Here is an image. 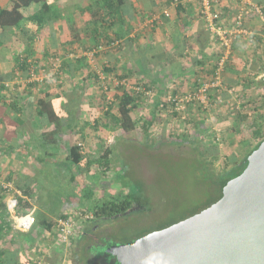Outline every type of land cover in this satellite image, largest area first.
Instances as JSON below:
<instances>
[{
    "label": "trees",
    "instance_id": "16d2710c",
    "mask_svg": "<svg viewBox=\"0 0 264 264\" xmlns=\"http://www.w3.org/2000/svg\"><path fill=\"white\" fill-rule=\"evenodd\" d=\"M0 1V45H4L8 39V32L11 34L13 29H17L20 31L21 36L24 39V43H22L21 46L22 48L25 47L20 51V53H15L12 56L15 70L11 73L0 75V82L5 83L8 81L9 83H13L15 81L14 83H17L21 78H23L29 83L30 78L31 80H35L32 79V75L37 73L38 69H41L42 71V69L46 70L48 66H51V59L41 65L42 62L39 61L40 59L33 58L31 55V38L37 35L43 28H49L57 20L64 18V10L66 11L68 9H61L55 2L50 0ZM173 1L176 0H165L163 3L166 6L170 5ZM140 2L141 0H89L83 2L81 6L80 3L74 4L78 6L77 8H69V13L71 14H68L67 17L74 19V22H72L73 20L71 21L72 24L70 25V28L74 29L75 18L80 20L78 21L79 23L81 22L80 25H82L80 30L83 32V36L86 37L84 42H87L90 47L85 48V52H83L82 55L73 57V59L68 58L60 61V64L51 74L57 80L69 78V80L72 79V82L73 79H75L76 74H80L81 78L78 80V89L83 93L89 85H92L94 88L97 87L99 90L98 107H100V109L105 108L101 118H104L105 122L103 124L108 130L111 129L117 133L118 131L130 132L137 130L143 134L145 142L148 144V142H150V129L161 122V116H164V122H171L173 124V128H176L177 126L176 121H181L185 131H183V134L177 135L175 140L179 139L181 142L188 140L191 145H195V151L199 152V156H202H200L202 158L200 162L201 164L199 163L197 166H204L211 175V178H209L210 180H206L210 186L209 198L202 208L197 211L199 212L217 201L222 196L223 186L227 183V181L238 176L244 170L247 164L246 157L253 150H255L264 139V115L262 112L264 91L263 93H260L259 90L258 92L257 90L255 91V88H257L256 82L252 77L247 74H242V72L238 69L239 67H237L238 65H236L233 56V52H235L234 47L233 49H230L221 72V76H223V86H227L228 89L234 87L236 98L241 99L242 102L237 105V100L234 99V97L227 99L230 95H228L227 91H223L221 88L209 89L208 95L210 98L211 109L215 114H217L218 111L221 114L218 115L221 122H219L218 119H215L212 131H210L208 130L209 127H207V123L205 122L207 108L202 105L196 104V110L199 112L198 118L195 119L192 113H189L188 117H184V119L181 120L183 115L182 111H176L173 102L169 99V97H173L174 95L182 94L179 90L173 89L172 92L164 99H161L160 97L155 98L154 93L151 90V86L154 85V80L145 81L140 78L137 79L132 77L134 72L132 67L127 65V69L123 71V67L121 66L122 62H120L122 60L119 58L111 61L108 60L105 62L106 64H102V60L99 57L101 53L99 51L93 52L94 49L96 50L104 46L107 48L105 53L106 57L109 58L111 56H115V54L110 50L113 49L114 46H116L115 50L117 51L123 49V38L126 31L124 25H141L147 18L151 19L155 16V6L152 7L151 4L155 3V0H145L144 4L141 3L142 6H145L144 9L141 5H139ZM32 6H35V8L32 9ZM178 6L176 7V12L177 15H180V7ZM200 14L204 16L202 12ZM71 15L73 18H71ZM75 15L76 17L74 18ZM86 15H88V18H85ZM163 15L166 16L165 14ZM157 20L158 19L155 17L151 19L152 24L157 25ZM232 22L235 24V19L232 20ZM115 25H119L117 30L113 29ZM131 27L132 30H134V27ZM52 37H54V35ZM57 46L56 41L53 40V44L50 46L51 49L55 50ZM87 49H90L92 52L86 53ZM222 52L223 50L219 47V50L216 51L215 61L212 65L205 69L206 72L202 69L200 73L202 74L203 72L206 74L205 77H202L203 81L201 80L202 82L200 81V83V77H195L193 89H196L199 83L201 85L204 82L214 80L215 73L218 68V60L221 54H223ZM88 54H92L95 59H98L99 68L97 66V69H95L94 66L90 64ZM155 56L156 55L152 52V57H150V55L147 56V62L146 54H144L143 60L151 65L157 60ZM202 66L203 65H201V68H203ZM101 74L104 76H101ZM131 78H134V85L129 88L124 85L123 82H128V79ZM114 79H117L118 84L115 87L116 90L114 93L112 92L114 100L109 103L107 102L106 95L111 91V83ZM262 83L264 85V80L260 81L261 85ZM3 84L0 83V90L4 88ZM185 92H187V90L183 93ZM83 93L79 94L76 90H74L73 93L68 94L66 99L61 103L62 109L60 110L55 108L52 109V107H50L51 104H49L46 100L42 105H40L36 111L37 116L44 122L49 121L50 123H53L52 130L49 134H47L51 136V138L44 135L42 145L57 142L60 138V132L62 131L61 116L66 115L70 119H74L76 117L79 111V104L81 103L82 97H84ZM219 96L221 100H217V97ZM20 100L21 99L8 101L4 96L0 95V118H9L6 113L8 108L18 114L17 118H23V110L22 108H19L21 104ZM72 102H74V105L69 107L68 105ZM248 107H252L253 110H257L258 112V114L255 115L250 122L251 137L253 140L255 139L256 142L249 148L247 153L242 158H239L238 153L236 152L226 155L222 161V170L216 171L212 166L215 161H219L221 159L218 155V147L213 145L215 139H218L215 136V130L217 127H224L229 132H232V134L239 131L241 125L248 120V112H246ZM230 119H232L231 123ZM97 124L98 121H96L94 126H92L93 129L97 128ZM205 138L207 140H205ZM80 148L81 144L76 142L69 145L66 158L70 165L76 167L79 174L86 172L90 163L89 158L85 157L83 153H81ZM203 150H211L212 154L209 159L204 156ZM97 151L99 152V154L96 155V158L99 160L97 163L98 166L109 170V155L113 152V149L99 143L97 145ZM94 160L95 159H92V161ZM68 179L70 180L68 181L69 183L76 181L75 175L72 176V174L68 175ZM22 181L19 180L15 183V186L17 188H21L23 195L25 196V198L18 197L16 199L17 203L13 212L17 215H23L32 211V204L28 200V197H31V195L29 191L25 190V188H28V183L26 180ZM21 183L22 185L20 186ZM9 189L10 188L4 187V184H0V241H3V245L0 243V264H37V262L33 259L29 260L24 258V252L21 249L22 246H24V243H21V247L19 245V243L23 241V238H21V241H16L15 235L12 234L13 230L10 226V222L12 224V219L9 218L11 215H9L10 212L7 209L6 201L4 202L2 199L4 192H8ZM78 202L79 205L76 206V210L74 212L82 215L80 217L83 218L80 219L83 223L81 225V231L83 229L85 231L92 230V226L102 225L106 223L107 220L109 221L113 218H117L119 215L133 213L135 208L142 211L149 208L146 199H143L135 190L116 194L113 197L109 196L102 198L99 196L95 197L94 190L85 189L83 191L81 201L78 199ZM32 213L35 218V223L31 229L25 232L17 230V233L22 232L26 234L24 236L26 240L31 243L33 242L40 247L47 246V243L42 241L44 235H46L47 239H49V237L53 234L56 235V232L61 229L59 220H70L73 222L75 218L72 214H59L56 218H48L47 216H42L38 211H32ZM88 215H90V217ZM173 223L175 222H169L165 226ZM31 230L33 231V234L31 232L29 233ZM10 232L11 235L5 237V235ZM146 233L148 232L141 233L139 236ZM95 235L96 234H94V236ZM37 236L39 237L38 241L35 239ZM103 236L104 235L101 236L97 234L95 237L101 240ZM134 239L136 238H133L132 240L134 241ZM74 241L75 238H71V243L68 245L69 249L73 247ZM109 244L116 243L109 239L108 245ZM95 245H97V243L92 242V244L90 243L87 248H82L81 254L86 255V253H90L86 250H91V252H95L96 255H100L97 253L98 250H93ZM106 248L103 251V254L107 253ZM60 254L61 255H59V257L61 258L59 261H56L55 264H61L63 254ZM116 264H118L117 261Z\"/></svg>",
    "mask_w": 264,
    "mask_h": 264
},
{
    "label": "crops",
    "instance_id": "0c3cea01",
    "mask_svg": "<svg viewBox=\"0 0 264 264\" xmlns=\"http://www.w3.org/2000/svg\"><path fill=\"white\" fill-rule=\"evenodd\" d=\"M144 1L141 0L139 5L142 6L145 3ZM155 1V3L151 4L152 7L155 6V18L158 19L156 21L157 25H149L151 27L148 30L144 29L146 20L141 25H124L126 30L123 38L124 46L122 51H120L124 60L121 66L123 71L128 66L132 67L134 70L132 77L145 81L154 80L151 90L155 98L164 99L165 95L170 94L173 89L179 90L181 93L192 89L196 76L200 77L199 82L203 81L202 77H205L206 74L200 73L202 69H207L215 61L216 51L219 47L217 46L218 39L214 36L212 37V34L208 31L206 16L200 14V2L198 0H176L166 6L163 3L165 0ZM214 4L216 10L220 12L221 24L226 29L235 28L239 30L237 36L231 41V49L234 47L233 56L236 65H238L237 67H239L238 69L244 75L259 76L264 72V68L261 66L264 61V0H215ZM177 6L180 7V15H177ZM142 7L143 9L145 8V6ZM254 7H257L260 12H256L253 9ZM242 9L248 10V14L243 17L241 24L244 32H240V28L232 22L237 12ZM52 26L57 28V24H53L49 28H43L31 38V55L34 59H40L41 65L48 61L49 52L37 47L39 45L38 42L46 41L47 44L44 46H49V51L52 50L50 46L53 44V40L56 41V45L60 43L59 37ZM131 26L134 27V30H132ZM118 28L119 25H115L113 29L117 30ZM8 33V39L4 45H0V52L1 48L6 47V45H8L7 48L9 49H13L14 46L18 45L20 49L9 52V55L8 52L0 53V75L11 73L15 70L12 56L25 48L21 46L24 43V39L19 30L13 29L11 34L10 32ZM53 35L54 37H52ZM246 45L252 46L253 49L248 48L247 50ZM221 50L223 49L221 48ZM152 52L156 55L157 60L154 64L149 65L144 62L143 55L146 54L152 57ZM117 55L109 57L108 60L120 58ZM60 57L61 61L68 58L73 59L71 54L61 55ZM99 57L102 61L107 58L102 54ZM97 65H99V62ZM201 65H203V68H201ZM42 71L43 73L46 72L43 69ZM78 75L76 74L75 76L76 80L66 86H64L63 80H57L53 76L45 75L33 78L35 80L30 78L29 83L23 78L17 83H14L15 81L13 83L8 81L5 83L0 82L1 84L4 83V88L0 90V95L4 96L8 101L21 99L19 108H22L24 113L23 118H17L18 114L8 108L6 113L9 118H0V184L10 185L8 192L6 191L2 195L6 205L10 198H25L21 188L15 186V183L19 180H26L28 183V188H25V190L29 191L31 195L28 200L32 204V211H42L48 218H56L59 214H73L76 206L79 205L78 199L80 201L82 199L83 191L85 189L96 190L97 187L95 186L93 172L90 169L91 166H88L86 172L79 174L76 167L70 165L66 158L69 145L75 142L81 144V153L90 160L91 151L97 149V145L102 142V138L109 140L110 131L104 127V119L102 121L96 115L84 118L78 114H81L80 111L85 110V108H92V105L98 106L99 103L93 102L94 100L98 101V97L90 96L88 101L82 97L79 111L74 119H70L66 115L61 116L62 131L60 132V138L55 143L42 145L44 135L46 137L49 136L47 134L52 130L53 123L44 122L36 114L37 109L45 100L51 104L50 107L52 109L60 110L62 109L61 103L68 94L73 93L74 90L79 94L83 93L78 89V79L81 77H77ZM92 88L93 86L89 85L83 94L88 93L87 90ZM228 95L230 96L227 99L233 97V94L228 93ZM96 121H98V126L93 129L92 126H94ZM111 132L116 133L115 131ZM98 138H100L99 143ZM91 144H94V147ZM93 157H96V155H93ZM47 169H51L56 178H59L61 171L62 173L67 172L68 175H75L76 181H72L67 185V195L59 197L60 206L56 210L41 201L42 192L46 191L47 187H45L44 180L40 181L39 178ZM67 181H70L68 177ZM10 226L16 241H21V238H23V241L20 243L18 241V243L20 247L21 243H24L21 249L24 252L25 259H33L37 263L46 261L48 264H51L49 263L51 259H54L55 263L59 261L61 258L59 257L60 253H54L52 250L46 249V246H43L45 248L43 249V247L33 242L31 243L24 238L26 234L17 233L11 222ZM45 237L46 235H44ZM44 238L42 241L46 239ZM38 239L39 237L36 240L38 241ZM2 242L0 241L3 245ZM38 250H41L42 253H36L37 256L34 258L33 253ZM48 254L54 255V258L48 256ZM56 256L57 259L55 258Z\"/></svg>",
    "mask_w": 264,
    "mask_h": 264
},
{
    "label": "rangeland",
    "instance_id": "374dc122",
    "mask_svg": "<svg viewBox=\"0 0 264 264\" xmlns=\"http://www.w3.org/2000/svg\"><path fill=\"white\" fill-rule=\"evenodd\" d=\"M50 1L55 2L61 9L66 8L68 10H64V18H61L54 23L55 25L57 24V28H54L52 26L55 33L59 37L58 40L60 41L56 49L49 51V46H44L45 44H47L46 41L38 42L39 45L37 47L49 52L47 57L49 58L48 60H50L51 58V66H48L46 68L45 73H43V71L41 72V69H38V72L32 75V79L44 75L52 76L51 73L60 64L61 55L71 54L73 55V57L77 55L79 56L82 55L83 52H85V48L90 47L87 42H84V39H86V37L83 36L84 34L80 30V27L82 26L80 25L81 22H78L80 20H77V18H75V15L74 18L77 27L74 24V29H71L70 25L72 24V22H74V19H70L67 17L68 14H71L69 13V8L78 7L74 4L80 3L81 6L83 2L89 0ZM31 8L34 9L35 6H32ZM86 17L88 18V15H86L85 18ZM154 17L155 16H153V18ZM71 18H73L72 15ZM151 19H146L144 29L148 30L151 27L149 25H153ZM7 47L8 45H6V47H2L0 53L3 54L8 52L9 55V52L13 50L18 51L20 49V46L18 45L14 46L13 49H9ZM115 47L116 46H114V48L110 51L115 55L118 54L119 56H117L122 60L119 61L123 62L124 57L122 52H120L122 50L117 51L115 50ZM245 47L247 50L248 48L253 49L252 46L246 45ZM99 49H94L93 52L99 51L103 56H105L107 48L102 46ZM218 50L219 49H217V51ZM91 52L92 51H90V49H87L86 51V53ZM18 53H20V51ZM88 57L90 64L93 65L95 69H97L98 60L95 59L92 54H88ZM108 59V57L104 58L102 64H106L105 61H108ZM146 61L148 62L147 55ZM148 64L150 65V63ZM261 66L264 67V61L262 62ZM80 76L81 75L79 74L77 77ZM101 76L104 75L101 74ZM222 77L223 76H221V79ZM80 78L78 80H80ZM252 78L256 82L257 88H255V91L257 90L258 92L259 90L260 93H263L264 85L263 83L261 85L260 81L264 80V72L259 76H252ZM63 83L64 86H66L68 85V83H72V80L69 82V78H66L65 81L63 80ZM117 84V79L112 80L111 91L106 95L107 102L109 103L114 100V95L112 94V92L114 93V91L116 90L115 87ZM124 85L128 86L129 88L133 86L134 78L128 79V82H125ZM220 88L228 89L227 86ZM97 90V87H93L92 89L87 90L88 93L84 94V98H86V101H88V98L90 96L97 98L99 94V91ZM190 91L192 90H187V92ZM229 91L233 93L234 99L237 100V105L240 104L242 100L236 98L234 87H232ZM165 97H167V94L165 95ZM93 102L96 104L98 103L97 100H94ZM72 105H74V102H72L68 106L71 107ZM262 107V112L264 115V100L262 102ZM205 108H207L205 122L207 123V127H209L208 130L212 131L214 120L218 119V121L221 122V119L218 117V115L221 114L219 113V111L217 114H215L212 111L211 106H206ZM104 110L105 108L100 109V107H95L94 105H92V108H85V110L80 111L81 114H78L82 115V117L84 118H89L93 115L101 118ZM246 112H248V120L241 125L239 131L232 134V132H229L224 127L216 128L215 136L218 139H215L213 145L218 147V155L221 159L219 161H215L212 166L216 171L222 170V161L226 155H229L232 152H236L238 153V157L242 158L247 153L249 148L252 147V145L256 142V140H253V138L251 137L250 122L254 118V116L258 114V112L257 110H253L252 107H248ZM182 113L183 115L181 117V120L184 119V117H188L189 113H192L195 119L199 117V112L198 110H196V104L189 106L187 105L185 109L182 110ZM102 119L104 118H101V120ZM161 119L163 121L161 120V122H159L155 127L150 129V142H148V144L145 142L143 134L137 130L130 132L118 131V133H114L111 132V129L108 130L106 128L108 131H110L109 140L107 138H102V142H100V138H98V143L100 142L103 146H108L113 149V152H111L109 155V170L103 169L98 166L97 163L99 160L96 157L92 158V156L98 155L99 152L97 151V149L92 148L94 150H92L90 154L91 159L89 166H91L90 169L93 172L94 182L96 184L95 186L97 187L96 190H94L95 197H113L116 194L135 190L141 195L143 199H146L147 205H149V208L145 211L137 210L135 208V211L133 213L119 215L117 218H113L109 221L107 220L106 223L96 226L95 236H97V234L101 236L104 235L107 239H111L116 244L126 243L128 241H132L133 238L139 237L141 233L164 228L166 227L165 225L169 222L180 221L188 217L189 215L191 216L197 213V211L201 209L208 200L210 186L208 185L206 180L209 181L211 175L204 166H197V164L201 162L202 156L200 155V157L198 155L199 152L195 151L196 146L191 145L188 140H184L183 142H181V140L179 139L175 140L177 135L183 134V131H185L181 124V121H176L174 119L177 126L176 128H173V124L171 122H164V116H161ZM231 122L232 119H230V123ZM205 140L207 139L205 138ZM91 145L92 147H94V144ZM203 151L204 156L209 159L212 154L211 150ZM92 159L95 160L92 161ZM60 173L61 175L59 176V178H56L55 175L51 172V169H47L39 178L40 181L44 180L46 184L45 187H47L46 191L42 192L43 196H41V201L51 208H54V210H56L58 206H60L59 197H63V195L65 194L67 195L68 192L67 189L65 190V188H67V185L69 184V182L67 181L68 174L67 172L62 173V171ZM39 213L42 216H45L42 211ZM72 215L75 217L74 221L72 222L73 224L71 223L72 225L69 224V226H66L64 228L65 232L59 230L58 232H56V235L53 234L51 237H49V239H47L46 236V239L44 238L45 240H43L44 243H48L46 249H49L50 251L52 250L54 253L58 252L63 254L61 264H69V252L71 249L68 248V245L69 243H71V238H75L80 233L81 225L83 224L80 220L83 219L80 218L82 215L75 212H73ZM88 216L90 217V215ZM67 231H69L70 233H68V235L64 239L63 237L65 233H67ZM30 232L32 233L33 231L31 230L29 231V233ZM10 235L11 233H7L5 237H8ZM37 238L38 236L35 237V239ZM89 242L92 244V241ZM90 243H86L82 248H87ZM97 246L98 245H95L93 250H98L97 253L102 255L104 249L102 247L98 248ZM86 251L91 253V250ZM36 253L40 254L41 250L33 253L34 258L35 256H37ZM48 256L54 258V255L48 254ZM55 258L57 259V256ZM49 263L55 264L54 259H51ZM42 264L48 263L44 261L42 262Z\"/></svg>",
    "mask_w": 264,
    "mask_h": 264
},
{
    "label": "water",
    "instance_id": "95a60500",
    "mask_svg": "<svg viewBox=\"0 0 264 264\" xmlns=\"http://www.w3.org/2000/svg\"><path fill=\"white\" fill-rule=\"evenodd\" d=\"M246 163L208 207L106 252L118 264H264V139Z\"/></svg>",
    "mask_w": 264,
    "mask_h": 264
},
{
    "label": "built area",
    "instance_id": "2783aa9c",
    "mask_svg": "<svg viewBox=\"0 0 264 264\" xmlns=\"http://www.w3.org/2000/svg\"><path fill=\"white\" fill-rule=\"evenodd\" d=\"M200 2V10L201 12L206 16V19L208 20V31L218 39V46L223 49V54H221L219 60H218V68L215 73V78L213 81L210 82H204L201 85H199L196 89L185 92L179 95H174L173 97H169V99L173 102L174 108L176 111H182L185 109V107L188 105L193 104H199L203 107L210 106V98L208 95L209 89H219L223 86V82L221 79V72L222 67L224 64V61L227 59V56L230 52L231 48V41L233 38L237 36L239 33V30L237 29H226L224 25L221 24V15L219 10H216L214 8V2L215 0H198ZM256 12L259 11L257 7L253 8ZM260 12V11H259ZM258 12V13H259ZM248 14V10L242 9L239 10L236 14L235 18V24L240 28V32H244L241 27L242 19L245 15ZM125 84V82H123ZM138 89V88H137ZM223 91H227L228 93H232L229 90L230 89H222ZM233 94V93H232ZM217 100H221L220 96L217 97ZM4 187L10 188V185H4ZM17 200L16 198H10L7 201V207L10 211L11 218H12V226L15 230L18 231H28L31 229L33 224L35 223V218L32 213V211L23 214V215H17L13 212L15 206H16ZM72 222L70 220H59L60 224V230L64 231V228L66 226H69ZM73 224V223H72ZM71 224V225H72ZM70 233L67 231L64 235V239L66 236ZM37 264H42L41 262H38Z\"/></svg>",
    "mask_w": 264,
    "mask_h": 264
},
{
    "label": "flooded vegetation",
    "instance_id": "af4514ba",
    "mask_svg": "<svg viewBox=\"0 0 264 264\" xmlns=\"http://www.w3.org/2000/svg\"><path fill=\"white\" fill-rule=\"evenodd\" d=\"M96 226L98 225L92 226L91 228L92 230L89 231H85L83 229L81 233H79L75 237V241L73 242V247L69 252L70 253L69 264H116L115 257L109 255L108 253H104L102 255L101 254L96 255L95 252L86 253V255L81 254L82 247L86 243H88L89 240H92V242L97 243L98 247H102L104 250L108 246L109 239H107L105 236L101 240L94 236L96 232L95 231Z\"/></svg>",
    "mask_w": 264,
    "mask_h": 264
}]
</instances>
